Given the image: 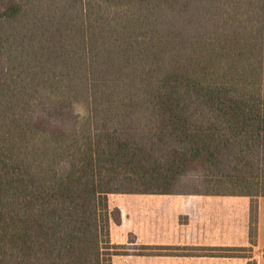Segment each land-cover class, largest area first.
Segmentation results:
<instances>
[{
  "label": "trees",
  "instance_id": "16d2710c",
  "mask_svg": "<svg viewBox=\"0 0 264 264\" xmlns=\"http://www.w3.org/2000/svg\"><path fill=\"white\" fill-rule=\"evenodd\" d=\"M126 194L264 196V0H0V264L148 253Z\"/></svg>",
  "mask_w": 264,
  "mask_h": 264
},
{
  "label": "crops",
  "instance_id": "0c3cea01",
  "mask_svg": "<svg viewBox=\"0 0 264 264\" xmlns=\"http://www.w3.org/2000/svg\"><path fill=\"white\" fill-rule=\"evenodd\" d=\"M111 207L120 223L111 224L112 244L147 246L146 254L111 258V264H264V196L172 194L114 195ZM254 201L255 238L250 242ZM133 237V243L129 242ZM241 249L238 255L231 250Z\"/></svg>",
  "mask_w": 264,
  "mask_h": 264
},
{
  "label": "rangeland",
  "instance_id": "374dc122",
  "mask_svg": "<svg viewBox=\"0 0 264 264\" xmlns=\"http://www.w3.org/2000/svg\"><path fill=\"white\" fill-rule=\"evenodd\" d=\"M202 179L199 175H193V174H188L182 177L174 187V192L176 193H195L196 191H201L203 190L202 187ZM110 200H111V207L114 204V195H110ZM129 241H132V238L129 237ZM130 248H134L130 246Z\"/></svg>",
  "mask_w": 264,
  "mask_h": 264
}]
</instances>
